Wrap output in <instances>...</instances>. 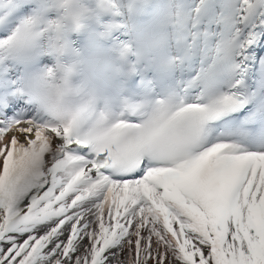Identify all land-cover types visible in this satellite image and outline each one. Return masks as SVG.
Returning <instances> with one entry per match:
<instances>
[{"label": "snow or ice", "instance_id": "6c2138e0", "mask_svg": "<svg viewBox=\"0 0 264 264\" xmlns=\"http://www.w3.org/2000/svg\"><path fill=\"white\" fill-rule=\"evenodd\" d=\"M0 264H264V0H0Z\"/></svg>", "mask_w": 264, "mask_h": 264}]
</instances>
